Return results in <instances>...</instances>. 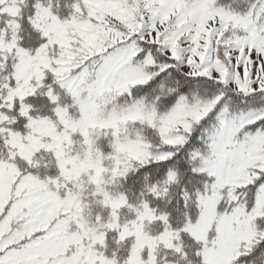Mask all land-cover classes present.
Wrapping results in <instances>:
<instances>
[{"label": "snow or ice", "instance_id": "snow-or-ice-1", "mask_svg": "<svg viewBox=\"0 0 264 264\" xmlns=\"http://www.w3.org/2000/svg\"><path fill=\"white\" fill-rule=\"evenodd\" d=\"M0 264H264V0H0Z\"/></svg>", "mask_w": 264, "mask_h": 264}]
</instances>
